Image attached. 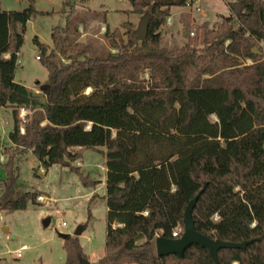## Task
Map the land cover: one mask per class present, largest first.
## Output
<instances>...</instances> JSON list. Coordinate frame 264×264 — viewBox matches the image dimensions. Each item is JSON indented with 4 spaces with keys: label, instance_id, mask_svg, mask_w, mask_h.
<instances>
[{
    "label": "trees",
    "instance_id": "1",
    "mask_svg": "<svg viewBox=\"0 0 264 264\" xmlns=\"http://www.w3.org/2000/svg\"><path fill=\"white\" fill-rule=\"evenodd\" d=\"M195 1L132 0L131 11L149 17L148 36L137 41L130 23L122 27L126 41L119 28L106 29L117 53L89 57V47L73 46L71 20L54 29L53 46L63 56L71 49L75 59L62 65L40 46L46 101L15 82L24 40L17 25L36 15L33 1L23 11H4L0 3V108L13 110L0 211H25L44 196L18 184L21 157L32 153L42 169L67 168L95 187L100 182L74 164L84 149H104L107 229L97 264H215L197 245L183 257H159L155 248L157 237L173 239L178 227L183 234L185 210L204 188L193 211L197 232L253 241L219 251V264H264V0H225L228 16L197 28L179 50L163 48L160 30L172 8ZM21 109L29 111L24 120ZM64 248L65 264H89L78 237Z\"/></svg>",
    "mask_w": 264,
    "mask_h": 264
},
{
    "label": "rangeland",
    "instance_id": "2",
    "mask_svg": "<svg viewBox=\"0 0 264 264\" xmlns=\"http://www.w3.org/2000/svg\"><path fill=\"white\" fill-rule=\"evenodd\" d=\"M31 1L37 13L24 28L20 27V30L24 29V40L15 82L24 85L41 101H46L49 78L43 62L37 60V56L41 55L40 46L51 48L57 54L56 61L62 65H68L75 59L71 49L63 56L53 46L54 29L65 28L71 20L77 30L68 36L69 43L89 47L87 55L94 57L110 49L105 33L101 31L103 27L111 32L119 28L126 41L128 31L122 28L123 24L130 23L135 32L145 15L133 13L130 0H71V6L66 4V0H1L0 3L4 11H23ZM72 12L73 17L68 19ZM221 15H229L225 0H198L192 6L172 8L171 15L160 30L162 47L169 50L185 47L195 38L192 33L196 35L197 28L205 23L213 26ZM171 17L172 21H169ZM110 52L117 53V50L110 49ZM239 63L251 65L252 61L240 59ZM142 78L149 79L148 73ZM210 120L217 122L215 116H211ZM12 128L13 110L1 108L0 180L5 179L3 164L6 157L3 149L11 145L8 135ZM101 150L84 149L81 158L74 164L91 181L100 182L95 187L85 186L67 168L52 166L41 173L42 168L32 153L20 158L16 172L18 184L25 191H39L44 196L38 198L40 205H30L25 211H0V264H65V240L60 235L75 237L80 227L84 228L78 237L83 252L89 264L98 263L104 255L107 229V206L102 185L106 176V156L105 150ZM46 220H50L48 227L44 226ZM22 247L26 249L21 258H17L16 252Z\"/></svg>",
    "mask_w": 264,
    "mask_h": 264
},
{
    "label": "water",
    "instance_id": "3",
    "mask_svg": "<svg viewBox=\"0 0 264 264\" xmlns=\"http://www.w3.org/2000/svg\"><path fill=\"white\" fill-rule=\"evenodd\" d=\"M132 2V0H130ZM148 22L149 17L144 15L140 21L138 29L135 31V39L137 41H146L148 36ZM254 54H261L257 48L253 50ZM205 188L189 203L184 214V232L182 236L178 239H166L163 237H157L155 240V248L157 255L159 257H167L171 255L183 257L185 251L193 245L200 246L208 250L212 260L215 264H219L218 253L223 249H245L248 245L252 244L253 241H245L242 243H231L222 242L220 240H213L207 236H204L197 232L195 228V223L193 221V211L199 197L204 192ZM50 220L44 222V226L48 227ZM4 232H8L6 228L3 229ZM84 231L83 227L76 230L74 236L80 237ZM63 240H67L69 235H60Z\"/></svg>",
    "mask_w": 264,
    "mask_h": 264
},
{
    "label": "built area",
    "instance_id": "4",
    "mask_svg": "<svg viewBox=\"0 0 264 264\" xmlns=\"http://www.w3.org/2000/svg\"><path fill=\"white\" fill-rule=\"evenodd\" d=\"M197 1H198V0H197ZM197 1H195V2H197ZM195 2H194V3H195ZM188 6H192V5H188ZM197 10L200 11V8H197ZM170 20H171V19H169V21H170ZM101 31H102V33H106V28L103 27V28L101 29ZM192 35H193V33H192ZM262 46L264 47V42L262 43ZM4 57H5L6 59H8V58H9V55H5ZM37 60H39V57H38V56H37ZM18 64H20V61H19V60H18ZM28 113H29L28 110L21 109V110H20V118H21L22 120H24L25 117H26V115H27ZM88 129H89V127H88ZM22 132H23V130H22ZM215 219H218V217L216 216ZM181 233H182V228H181V227L176 228V230H174V232H173V234H172L173 239H178V238H180V237L182 236ZM25 249H26V247H22L21 250L17 251V252H16V257H17V258H21V256H22V252H23Z\"/></svg>",
    "mask_w": 264,
    "mask_h": 264
},
{
    "label": "crops",
    "instance_id": "5",
    "mask_svg": "<svg viewBox=\"0 0 264 264\" xmlns=\"http://www.w3.org/2000/svg\"><path fill=\"white\" fill-rule=\"evenodd\" d=\"M1 1V0H0ZM171 19V21H172V17L170 18ZM20 27H21V25H17V28H18V30L19 31H21L20 30ZM107 27V26H106ZM1 109V108H0ZM41 173H45V171H44V169H41ZM107 172V169H105V173ZM105 183H106V176H105V179H104V182H103V188H104V194H103V197L105 196V194H106V190H105Z\"/></svg>",
    "mask_w": 264,
    "mask_h": 264
}]
</instances>
